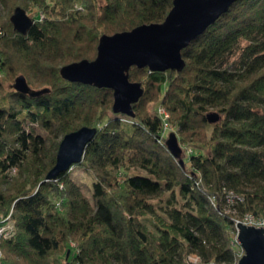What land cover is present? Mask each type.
<instances>
[{
    "label": "trees",
    "instance_id": "trees-1",
    "mask_svg": "<svg viewBox=\"0 0 264 264\" xmlns=\"http://www.w3.org/2000/svg\"><path fill=\"white\" fill-rule=\"evenodd\" d=\"M4 3L11 9L8 17L0 10V215L13 208L18 229L3 242L5 262L238 264L237 222L264 219V0L236 1L183 50V70L133 66L130 79L145 88L135 116L114 112L112 88L69 81L62 67L94 59L104 34L163 22L174 0ZM19 5L37 6L28 34L11 20ZM20 74L50 92L16 90ZM152 102L192 147L184 163ZM214 109L223 118L211 123ZM84 126L98 132L83 161L47 180L62 139ZM76 166L94 177L92 199L72 177Z\"/></svg>",
    "mask_w": 264,
    "mask_h": 264
},
{
    "label": "water",
    "instance_id": "water-1",
    "mask_svg": "<svg viewBox=\"0 0 264 264\" xmlns=\"http://www.w3.org/2000/svg\"><path fill=\"white\" fill-rule=\"evenodd\" d=\"M238 0H174V6L163 22L147 23L130 31L100 38L95 60L83 59L62 67L65 79L114 90V112L135 116L134 104L144 95L142 82L130 79L133 66L152 71H181L186 65L183 50L228 12ZM14 27L28 34L35 23L27 10L18 6L11 17ZM14 88L35 97L50 92V88L35 89L22 74L16 78ZM211 123L221 120V114L210 112ZM97 127L84 126L65 135L60 144L56 165L47 180L83 161L88 144L95 138ZM167 145L175 157L184 163L183 149L176 132H172ZM238 241L245 251L238 264H264V226L239 222ZM70 254V251H69ZM72 264V263H67Z\"/></svg>",
    "mask_w": 264,
    "mask_h": 264
},
{
    "label": "rangeland",
    "instance_id": "rangeland-1",
    "mask_svg": "<svg viewBox=\"0 0 264 264\" xmlns=\"http://www.w3.org/2000/svg\"><path fill=\"white\" fill-rule=\"evenodd\" d=\"M19 6H22V5H19ZM18 7V6H17ZM16 7V8H17ZM22 7H24V6H22ZM16 8H15V10H16ZM25 8V7H24ZM10 9H11V7H10V5H6V3H4V4H2L1 6H0V10H1V13H2V15H4V17H8L9 16V14H10ZM26 9V8H25ZM27 10V9H26ZM35 10H37V6H35V7H33V9H31V10H27V12H28V14L30 15V16H32L34 13H35ZM172 10V9H171ZM15 13V11L14 12H12L11 13V15L10 16H13V14ZM170 13V12H169ZM169 13H168V15H169ZM167 15V16H168ZM167 18V17H166ZM116 34V33H115ZM108 35H113V34H108ZM100 43V42H99ZM99 46V45H98ZM97 56H98V52H97ZM97 56L94 58V59H92V60H95L96 58H97ZM21 75V74H20ZM25 75V74H24ZM26 76V75H25ZM27 77V76H26ZM14 83L15 82H13V85H14ZM160 110L161 112L165 109L166 110V112L169 114V112H168V110L165 108V106H163V105H159L158 103H156V102H152L150 105H149V111L150 112H155V111H158V110ZM212 111H214V112H218L219 114H221V119L223 118V114L220 112V111H218V110H211L210 112H212ZM159 113V112H158ZM160 114V113H159ZM163 118L165 119V120H163V126L164 127H166L167 128V133H168V135H170L172 132H176L177 133V135H178V137H179V139L181 138V135H180V132H179V127H178V125H176V124H173L171 121H170V114H169V117H164L163 116ZM64 139V138H63ZM62 139V140H63ZM62 142V141H61ZM180 145H181V147H182V149H183V154L184 153H186V154H188V152L189 151H191V149H192V147L191 146H189L187 143H184V142H182L181 141V139H180ZM182 154V155H183ZM124 171H126L128 174H136V173H143L144 171H142V170H139V169H135V168H130V169H124ZM72 177L81 185V187H82V189H83V191H84V193L89 197V198H91L92 199V196H93V190H92V185H93V181H94V177H93V175L88 171V170H86L84 167H81V166H76V167H74V169H72ZM16 171H13V172H11V176H10V182L14 179V176L16 175ZM236 197H238V196H236ZM234 197H232L230 200L233 202L234 201V199H233ZM239 198H241V197H239ZM11 211H13V208H12V210ZM239 222H241V221H238L237 222V225H238V223ZM242 222H245V223H247V224H249V225H255V226H259V227H261V226H264V219H262V220H259V219H257L255 216H248V217H246V219L244 220V221H242ZM147 223L151 226V221H149V220H147ZM235 237H236V239H235V241H238V231H237V235H235ZM4 242V241H3ZM3 242H2V250L4 251V247H3ZM239 242V241H238ZM239 245H241L240 243H239ZM236 249L238 250V251H241V254H240V259L242 258V256L245 254V251H244V249L242 248V246L241 247H239V246H236ZM240 259H239V261H240ZM199 259L198 258H195V261H198ZM200 261V260H199ZM67 263H72V264H74L73 263V260H65L64 261V264H67ZM239 263V262H238Z\"/></svg>",
    "mask_w": 264,
    "mask_h": 264
},
{
    "label": "built area",
    "instance_id": "built-area-1",
    "mask_svg": "<svg viewBox=\"0 0 264 264\" xmlns=\"http://www.w3.org/2000/svg\"><path fill=\"white\" fill-rule=\"evenodd\" d=\"M158 110V109H157ZM160 115L169 117V114L164 109L162 112L158 110ZM126 121H130L129 117L123 118ZM165 120V119H164ZM165 134L167 133V128L164 127ZM17 223L13 215V211H11L8 214H2L0 215V264H8L5 262V253L2 250V242L5 240H8L10 238H13L17 234Z\"/></svg>",
    "mask_w": 264,
    "mask_h": 264
},
{
    "label": "bare ground",
    "instance_id": "bare-ground-1",
    "mask_svg": "<svg viewBox=\"0 0 264 264\" xmlns=\"http://www.w3.org/2000/svg\"><path fill=\"white\" fill-rule=\"evenodd\" d=\"M237 229H238V227H237Z\"/></svg>",
    "mask_w": 264,
    "mask_h": 264
}]
</instances>
